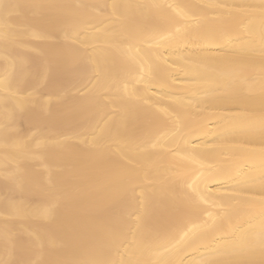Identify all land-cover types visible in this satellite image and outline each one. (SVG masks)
Listing matches in <instances>:
<instances>
[{
  "label": "bare ground",
  "instance_id": "1",
  "mask_svg": "<svg viewBox=\"0 0 264 264\" xmlns=\"http://www.w3.org/2000/svg\"><path fill=\"white\" fill-rule=\"evenodd\" d=\"M0 4L19 6L0 28L18 89L0 91V262L264 264V0ZM209 212L224 220L208 241L133 244L145 229L171 247Z\"/></svg>",
  "mask_w": 264,
  "mask_h": 264
},
{
  "label": "snow or ice",
  "instance_id": "2",
  "mask_svg": "<svg viewBox=\"0 0 264 264\" xmlns=\"http://www.w3.org/2000/svg\"><path fill=\"white\" fill-rule=\"evenodd\" d=\"M16 7L19 6L12 4H0V28L5 29V39H7L8 36L10 10ZM152 7L161 6L153 5ZM0 91L7 93V95L3 97L5 103H7L11 97H14L18 93V89L13 87V82L7 78L3 81H0ZM127 162L130 164L131 160H128ZM189 187L191 188V193L187 195V200L192 206L196 207L200 203L210 204L211 207L217 206L214 200L210 202L205 198V196L201 195V193L195 187H192L191 185H189ZM260 200L261 215L264 216V197H261ZM243 206L244 205H242V207ZM53 213L54 208L45 210L46 216H51ZM208 217L209 220L204 221L195 229H189L188 231H185L183 235L175 241V244H172L171 247H169V244L171 243L172 239H174V237H160L158 234H153L145 229H140L137 233L133 234V244H135L137 248L145 251H159L160 248H164L165 252H172L173 250H178L182 246L203 243L208 241L210 238H214L215 233L219 232L223 227L224 217L219 215L213 217V214L210 212L208 213ZM247 238V233H240L237 236V240H245ZM126 243L127 240L125 236H116L113 238L114 250L117 254H119L120 248L124 247ZM260 243L262 249H264V232H262ZM231 247H233V243L218 245L217 252L220 254H225ZM0 264H3V262H0ZM85 264H89V262H85ZM104 264H149V262L139 259L126 260L121 258L119 260L106 261ZM154 264H182V261L178 259H162L155 261ZM199 264H232V262L227 259H212L200 261Z\"/></svg>",
  "mask_w": 264,
  "mask_h": 264
}]
</instances>
